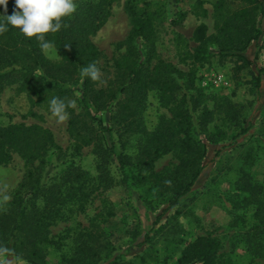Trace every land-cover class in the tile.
<instances>
[{
    "label": "trees",
    "instance_id": "obj_1",
    "mask_svg": "<svg viewBox=\"0 0 264 264\" xmlns=\"http://www.w3.org/2000/svg\"><path fill=\"white\" fill-rule=\"evenodd\" d=\"M113 1L74 0L76 10L62 19V28L45 35V40L53 44L57 63L45 59L39 41L25 37L19 29L9 25L8 31L0 34V95L5 87L17 84L19 89L38 99L60 97L74 101L67 109L66 119L67 134L73 139L71 153L77 155L82 148L90 147L95 163L93 184L72 162L47 178L46 155L50 150L59 152L50 132L37 124L0 127V166L9 163L11 153L25 166L9 203L0 210V247H7L11 256L27 264L44 263V246L52 244L49 228L62 218L64 208L74 205L80 211L89 192L109 190L121 183V180L114 181L110 174L109 166L114 160L121 170L134 169L137 183L153 185L159 195L167 197L169 207L189 192L202 170L205 150L194 133L190 110L202 105L198 127L204 129L209 115L203 112L206 110L203 96L188 74L156 56L153 14L146 2L139 5L136 0L126 1L129 30L118 44L122 53L112 62V79L105 86H98L97 80L81 76L82 67L93 62L97 65L99 52L90 37L105 22ZM14 9L15 0H8L7 12L0 6V19L11 15ZM263 15L264 1L237 0L214 34L206 35L202 24L193 30L190 58L200 64L211 56L220 64L232 59L233 71L242 70L248 65L245 50L264 31L259 21ZM183 76L187 77L184 87L179 83ZM254 81L259 82V75ZM152 89L157 91L168 117L159 119L155 128L146 132L139 116ZM190 91L193 92L186 93ZM96 113L105 115L121 148H125L129 137L138 136L134 154H116L112 142L108 147L104 145L103 134L110 130L95 117ZM261 124L259 131L264 138V108ZM249 128L240 127L233 138ZM165 154H170L175 164L155 172V161ZM240 176L244 190L254 193L246 171L241 170ZM253 196V217L257 225H264V200ZM76 238L67 264H82L97 255L94 252L96 234L82 229ZM219 248V241L214 237L197 236L181 249L177 264H216ZM102 264H117V258Z\"/></svg>",
    "mask_w": 264,
    "mask_h": 264
},
{
    "label": "rangeland",
    "instance_id": "obj_2",
    "mask_svg": "<svg viewBox=\"0 0 264 264\" xmlns=\"http://www.w3.org/2000/svg\"><path fill=\"white\" fill-rule=\"evenodd\" d=\"M126 1L114 0L105 22L90 37L99 52L98 86L112 79V62L122 53L118 44L129 30ZM136 1L139 5L146 2L153 14L156 56L188 74L202 93L203 112L209 115L204 129L198 127L202 105L190 110L194 133L205 150L201 173L189 192L169 207L167 197L159 195L153 185L137 183L134 169L121 170L114 160L109 166L110 174L121 183L109 190L89 192L80 211L74 205L63 209L62 218L49 228L52 244L44 246V263L67 264L77 242L76 233L87 229L96 234L97 255L82 264L111 263L116 258L117 264H177L184 245L202 235L219 241L216 264H264V225H257L253 217L255 204L251 197L256 192L253 197L264 200V138L259 131L264 108V31L244 52L247 67L234 72L232 59L220 64L211 56L200 64L193 62L190 55L193 30L202 24L206 35L214 34L237 0ZM259 21L263 28L264 15ZM41 53L52 63L59 61L52 48H41ZM257 75L258 83L254 81ZM217 77L221 82L215 85ZM186 79L183 76L179 80L182 87ZM49 101L47 97L29 95L17 84L5 87L0 95V127L40 125L50 132L59 150H50L46 155L47 178L72 162L93 184L96 172L91 148L72 155L73 139L67 134L66 119L61 121L50 111ZM95 117L110 130L103 134L106 147L112 142L116 154H134L137 135L129 137L125 148H121L105 115L96 113ZM167 117L157 91L150 90L139 116L142 129L151 132L159 119ZM248 126L246 133L233 138L240 127ZM173 164L172 156L165 154L155 161L153 169L159 172ZM24 170L23 161L14 153L7 165L0 166V210L6 208ZM241 170L246 171L254 193L244 190ZM21 261L28 263L15 256H0V264Z\"/></svg>",
    "mask_w": 264,
    "mask_h": 264
},
{
    "label": "clouds",
    "instance_id": "obj_3",
    "mask_svg": "<svg viewBox=\"0 0 264 264\" xmlns=\"http://www.w3.org/2000/svg\"><path fill=\"white\" fill-rule=\"evenodd\" d=\"M8 0H0L7 12ZM76 10L74 0H15V9L11 15H3L0 19V34L8 31V26L19 29L28 38H36L39 46L50 49L53 44L45 40L48 33L58 32L62 28V19L70 16ZM100 69L95 62L81 68L82 77L97 80ZM74 105V101L52 97L49 101L50 111L61 121L68 118L67 109ZM7 200L8 197L3 198ZM12 252L7 247H0V256L10 258ZM20 264H25L21 261Z\"/></svg>",
    "mask_w": 264,
    "mask_h": 264
},
{
    "label": "built area",
    "instance_id": "obj_4",
    "mask_svg": "<svg viewBox=\"0 0 264 264\" xmlns=\"http://www.w3.org/2000/svg\"><path fill=\"white\" fill-rule=\"evenodd\" d=\"M219 82H221V81H220V77H217L215 80H213V83H214L215 85H217Z\"/></svg>",
    "mask_w": 264,
    "mask_h": 264
}]
</instances>
